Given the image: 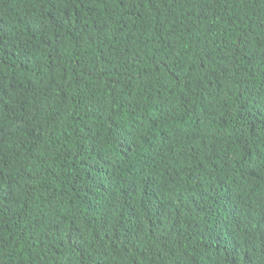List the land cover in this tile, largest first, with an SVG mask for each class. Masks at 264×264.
Wrapping results in <instances>:
<instances>
[{
  "label": "trees",
  "instance_id": "16d2710c",
  "mask_svg": "<svg viewBox=\"0 0 264 264\" xmlns=\"http://www.w3.org/2000/svg\"><path fill=\"white\" fill-rule=\"evenodd\" d=\"M0 264H264V0H0Z\"/></svg>",
  "mask_w": 264,
  "mask_h": 264
}]
</instances>
